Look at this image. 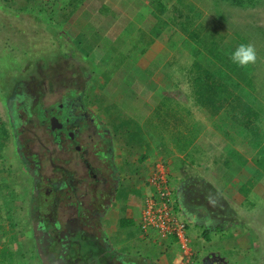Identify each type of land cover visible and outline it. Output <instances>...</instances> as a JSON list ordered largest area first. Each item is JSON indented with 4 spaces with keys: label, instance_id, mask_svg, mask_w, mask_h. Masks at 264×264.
<instances>
[{
    "label": "rangeland",
    "instance_id": "rangeland-1",
    "mask_svg": "<svg viewBox=\"0 0 264 264\" xmlns=\"http://www.w3.org/2000/svg\"><path fill=\"white\" fill-rule=\"evenodd\" d=\"M5 1L7 7L3 8L0 4V264L69 263L68 260L62 261L64 251L59 255L56 253L55 217H39L38 211L32 207L38 194H41L42 203L48 205L49 214H56L61 211L60 207H65L67 215L75 216L77 212L81 213V210L91 212L90 209L94 206L99 211L108 209L109 214H105L110 217L115 213H111L109 199L115 196L116 200L119 199L117 207L127 208L132 212L131 215L135 216L141 213L147 197L154 192V188L147 183V177L157 167L164 170L165 178L167 176L168 187L172 190L174 212L178 211L180 191H185L189 175L194 174L192 170L208 171L220 176L222 186L239 170L241 181L233 186L234 193L237 194L236 189L241 185L239 183H244V189L239 194L247 199L246 204L251 206L248 213L244 208H237L234 213H237L239 218L247 213L246 216L252 217L250 221L254 224V229L258 227L256 225L264 223L261 213L258 214V211L264 212V102L257 97L248 81L253 77L254 82H264L260 68L264 67V64L256 67L259 65L258 61L264 59V0H238L236 3L233 0H138L142 7L145 4L143 16L132 8L121 7V0H89L96 3L116 1L115 12L134 23L133 26H125L126 30L129 27L135 29L133 32L130 30L132 40H137L139 33L142 36L146 33L143 38L153 37L155 41L144 47L143 43L137 40L129 59L123 61L116 71H122L123 67H134L126 76L130 86L124 91L127 94L125 100L118 106L125 112L98 106V110L109 117L107 121L114 127L113 134L121 140L119 149L122 156H112L106 149L102 158L99 154L97 158L91 153L94 161L88 158V162L76 152L77 145L82 140L74 138L77 134L75 130L69 126L64 127L63 121L69 120L72 113L61 112L60 115H64V118H61L63 121L54 118L58 114L54 106L59 101L61 103V99L69 100L65 92L70 86L78 89L74 90L77 94L85 92L83 108L78 106L80 102L76 98H73L72 104H78L74 112L77 116L84 117L86 123L88 119L85 114L89 116V109L92 110L90 105L98 97L97 90L93 89L94 84L89 92L85 91L89 74L83 72L82 62L76 58V52L72 51V47L80 51V44L75 43L71 47L68 41L71 39L70 35L75 32L65 30L66 36L63 33L66 28L59 30L53 21L46 24L48 16L38 11H13L15 8L23 9L24 6L33 5V0H28V4L23 0ZM95 12L96 9L93 10V13ZM152 13L157 16L156 19L150 20ZM150 21L158 27L159 37L150 32ZM100 22L92 19L95 25ZM82 23L84 22L79 24ZM97 28L98 25L89 27V30L94 31ZM190 35H198L197 38L210 35L207 36L209 39L223 43L228 41L231 47L241 42L252 44L257 58L251 64V73L247 72L250 70L249 66L240 67L232 63L231 59L227 58L225 47L222 50L221 47L220 50L212 48L209 52L203 46L196 48L193 40L196 36L192 39ZM87 36H81L80 39L86 40ZM92 36L89 34L88 37L91 41ZM103 42L107 43L106 47L116 44ZM140 49L144 50L142 58L137 56ZM160 51L166 54L165 62L154 66V63L160 62H156L158 57H155ZM112 53L113 50H109V54ZM104 58L98 56L95 51H91L89 55L91 62H94L93 72L96 75H100L99 70H102L97 61H103ZM148 60L149 65L144 67ZM136 63L142 66L139 67ZM141 68L147 73L158 71L159 87L150 89L152 93L149 92L147 77L137 73ZM71 71H78V74L75 76ZM104 71L109 74L115 72L113 66L109 65ZM116 73L115 77L119 75ZM194 81L199 85H202L200 82L204 83L213 93L204 94L201 90V94H198ZM118 93L120 94V91ZM118 93L112 88L108 89L111 96ZM130 94L139 95V103L131 99ZM148 95L149 100L143 102L140 99L144 97L145 100ZM23 97L26 101L22 100ZM21 101H24V107ZM38 102L41 105L37 104ZM87 103L90 104L86 105ZM14 109L18 111L16 118L12 115ZM84 121L79 122L75 128L81 133L78 131L77 138L84 136ZM59 128L62 129L60 132ZM70 131L73 136L69 141L67 136H70ZM139 142L144 143L145 147L146 144L149 146L146 147L148 152L155 148L156 145L152 147L153 144L159 145L155 149L157 153L153 154L156 156V162L150 165L153 168L148 171V175L143 171L147 172V168L140 169V166L133 162L135 157L131 156L132 153L141 152L142 145ZM117 163L119 167L123 165L118 171L124 173V181L120 180L121 185L115 190L113 181L117 174ZM251 163L258 173L254 172L256 169ZM250 178L256 179L251 182ZM93 180L102 181V184H89ZM142 180L144 192H141L140 188ZM41 181L44 185H39ZM49 181L52 182L48 184ZM191 181L192 184L202 183L204 190L205 182L201 175ZM55 191L59 194L56 195ZM65 195L68 198L63 201ZM177 214V220L192 229L179 212ZM91 216L87 215L88 218ZM87 234L91 239L90 232ZM186 234L189 236L188 246L194 262L197 260L199 264L202 261H205V264H228L224 256L217 257L218 260L214 262H208L205 255L200 257L202 247L205 246L201 244L199 251V242L193 240L189 231H186ZM250 237L251 241L255 242L258 236L254 233ZM194 238L203 240L202 233L194 235ZM93 245L92 242L86 244L81 250L85 252V249H88L87 252L96 255L97 248ZM174 250L177 251L176 246ZM117 251L112 258L116 263L123 259V250ZM97 252L96 257L99 258L101 251ZM242 253L238 251L239 255H244L241 256V264H253L250 262L252 259L254 264H264V251L254 248L247 254ZM234 255H237L236 252H233L231 257ZM128 259L130 258L126 257V262ZM84 262L90 264L87 260Z\"/></svg>",
    "mask_w": 264,
    "mask_h": 264
},
{
    "label": "crops",
    "instance_id": "crops-1",
    "mask_svg": "<svg viewBox=\"0 0 264 264\" xmlns=\"http://www.w3.org/2000/svg\"><path fill=\"white\" fill-rule=\"evenodd\" d=\"M27 2L28 0H23ZM31 1V0H29ZM118 1V0H117ZM121 7H125L127 9L132 8V10L136 11L139 15H145L143 10L145 9V4L142 7V4L136 5L135 0H125V1H119ZM145 2V1H144ZM47 3V7H45L43 14L47 17L46 24H49L51 17L53 19V24L58 28L59 30H62L63 33L67 36V31L73 33L74 35H70L71 39H68L69 44H80L78 45V49L80 47V51L72 47V51L76 52V58L79 59V61L82 62L83 65V72H87L89 76L86 78V92L91 89L93 85V89L97 90L98 97L96 98V103H91L90 106H92V110L89 109V116L85 114V118L88 119L87 123L84 121V117L81 115L77 116V114L74 112L75 108L72 104V101L61 99L58 102V105H55L57 118L59 121H63L61 118H64V115H60L61 112H67L72 113V117H70L69 120H64L65 128L69 126L71 129L75 130L77 133L74 138L81 143L77 145L76 152L77 154L82 155V157H85V162H88L91 158V153H94V155L99 158H102L101 156L104 155L105 150L107 149V152L113 155H121L122 152L121 149H119V140L117 135L113 134L112 129L114 127H111L108 123L107 119H109L108 116H106L104 113H102L100 110H98V106H101V108H114L117 111L125 112L123 109L118 108L119 104L122 102V100H125V94L124 91H127V88L129 89V84L127 83V77L126 73L130 74V71L134 67L117 72L119 75L115 77L114 72L113 76L106 82L103 80V78H100L97 80V78L93 80L94 74H93V63L89 59V55L91 51H93L94 46H92L89 41V33H92L93 31L89 30L90 28H93V26L98 27H106V25L109 26V31L115 33L116 38H113L112 41L115 42L124 32H129L128 34L131 35V31L133 32L135 29L129 27L128 30H126L125 26L130 25L133 26L132 20L129 21L126 17H122L119 13L115 12L116 9V1L114 2H90L89 0L85 1H71V0H33V5L40 6L41 4ZM51 7H50V6ZM53 6V8H52ZM96 9V12L93 13V10ZM52 10H54V14L52 15ZM79 11V13H78ZM96 16V17H95ZM79 19V20H78ZM92 19H96L97 21H101L100 24L92 23ZM81 22H84L82 24H79ZM90 25V26H88ZM113 29V27H115ZM75 28L74 30L71 28ZM108 29V28H107ZM131 30V31H130ZM104 31V30H103ZM108 30H106L107 32ZM87 33V35H85ZM108 33V32H107ZM84 34V35H83ZM81 36H87L86 40L80 39ZM72 42V43H71ZM89 45H91V49H89ZM132 48V47H130ZM161 52V51H160ZM141 54V55H140ZM137 54V56L141 57L143 56V53ZM64 56V55H62ZM156 57V56H155ZM262 60V64H264V59ZM141 67L142 65L140 63H136ZM97 65L102 67V71L107 67L103 61L98 60ZM149 65L148 64L143 65L144 67ZM261 66V65H260ZM264 66V65H263ZM125 68V67H123ZM262 69V76L264 78V67H260ZM139 72L140 76H146L147 81L149 82V92L152 93L150 89H156L159 87L158 81H157V73L158 71H150L147 73V71L143 70L141 68ZM76 76L78 73L71 71ZM152 72V73H151ZM155 72V73H153ZM116 73V75H117ZM135 73V74H137ZM147 73V74H146ZM133 78L136 80V77L133 75ZM95 86V87H94ZM112 86V87H111ZM112 88L115 92L118 93L120 91V94H113L111 96L108 94V89ZM70 91L77 90V88H74L72 86L69 87ZM155 89V90H156ZM80 90V89H79ZM83 90V89H82ZM252 90L256 92L257 97H260L261 102H264V82L261 84L254 82L252 84ZM71 93V92H70ZM85 93V92H84ZM82 92V94H84ZM66 94V93H65ZM71 95V94H69ZM139 96V95H138ZM138 96L136 94H130L129 97L133 99L135 102H138ZM75 98V97H73ZM82 100L80 99V107H84L85 105V96L81 95ZM143 102L149 100V95L146 96L145 100L144 97L140 98ZM139 103V102H138ZM90 104V103H89ZM88 103L86 105H89ZM92 104H95L93 106ZM78 108V107H77ZM76 108V109H77ZM88 110V107H87ZM127 117H129V113L126 112ZM135 115V113H134ZM52 118V117H51ZM84 121L86 123L84 136H81L77 138L78 131L75 129L77 128V125L79 122ZM68 122V124H66ZM80 133V131H79ZM70 135L73 136V133L71 131L69 132ZM81 134V133H80ZM90 139V140H89ZM142 141V140H141ZM141 143V152L139 153H132L131 156L135 157V160L133 161L137 166H140V169H146L147 172L144 171V174L148 175V173L151 171L154 165V162H156V156H153L154 153H157L155 151L156 147H158V143H155L152 145L155 146V148L152 150V152H148L146 147L149 148V146L146 144V147L144 146V143ZM151 147V148H152ZM147 151V152H146ZM99 154V156H98ZM145 156L146 158L143 159L142 157ZM95 157V159H96ZM125 157V156H124ZM164 157V156H163ZM131 159V158H129ZM121 160V158H120ZM94 161V159H93ZM92 161V162H93ZM254 169L256 167L253 163L250 164ZM120 167H123V165ZM118 166V163L115 167L116 171V177H114V186L115 190L119 188L121 183L119 184L120 180L124 181V173L121 174V170L118 171L120 168ZM246 168L249 169V167L246 165ZM194 169V168H193ZM199 169V168H195ZM252 169V168H250ZM253 170V169H252ZM149 171V172H148ZM194 174L189 175V180L185 184V191H180L181 195L178 198V211L179 215L182 217L184 221L189 223L192 227L190 229L191 237L193 236V240H197L199 242V251H200V245L205 246L202 247L203 250L200 254V257L202 255H205V258H207L208 262H214L215 260H218L217 257H223L224 259H227L228 264H234L235 262H238V264H241V256L244 257V255H239L238 251H241L243 253H248L249 250H253L254 248L260 249L264 251V223L261 225H256L255 229L252 227L254 225L250 220L251 218L249 216H246L248 211L250 210L249 203L246 204L244 197H242L239 193L241 192L242 185L241 184L239 188H237V194L234 193L235 184L241 181L239 178V170L238 172L227 182L225 186L220 185V176H216L215 174L209 173L208 171H196L192 170ZM257 172V169L254 171ZM253 173V171H252ZM143 178L145 180L146 178ZM201 177L203 178V182H205V188L203 190L202 183H195L192 184L191 180H194L195 177ZM253 176V174H251ZM251 176V178H252ZM264 180V174L262 175ZM250 178V179H251ZM260 178V177H259ZM256 178L251 179V182L255 180ZM142 180L141 185V192H144V183ZM102 184L101 182H89V184ZM249 184V183H248ZM248 184H246V188L248 189ZM198 186V187H194ZM97 189V188H96ZM183 189V188H182ZM99 190V189H98ZM97 190V191H98ZM114 190V191H115ZM203 190V192H201ZM247 191V190H246ZM208 192H211V194H208ZM264 192V191H263ZM114 193V192H113ZM116 194V193H115ZM114 194V195H115ZM118 194V192H117ZM116 194V196H117ZM248 196L250 194L247 191ZM263 199H264V194ZM37 197V196H36ZM35 197V199H36ZM35 199L33 200L32 207L35 211L37 210V205L35 204ZM117 201L119 202V199L116 200L115 196L111 197L109 199L110 207H111V213H115L114 215H106L107 212L109 214L108 209L104 208L102 211L94 210V211H84L85 215H82L79 213V217L77 219V222L80 224V232H82L85 235H88L87 232H90L91 239L83 241L80 245V248H83L86 246V244L94 243L95 246L101 248V254L105 253V257L103 259H99L97 257H94L95 259H90L92 257H89L86 259L87 251L88 249L80 251H76V254L74 257H70L68 260L69 263L71 261H76V257L78 255H82V262L88 261V263L93 264H171L172 258L173 263L178 258L177 251L174 250L176 242H173L171 239L167 238H161L157 237L155 233H145L142 232L139 228L140 222H141V213L138 215V213L133 216L131 215V211L127 208L120 209V207H117ZM115 203V204H114ZM264 206V205H263ZM109 207V208H110ZM96 208V207H95ZM237 208H244L247 213L242 217L239 218L236 212ZM254 211L253 209H251ZM258 210H260L258 208ZM263 210V209H262ZM94 214H93V213ZM100 212V215H99ZM135 213V212H134ZM234 213V214H233ZM261 213V217L264 218V212L258 211V214ZM39 215V212H38ZM87 215H92L91 217H87ZM139 221V224H138ZM137 225V226H136ZM117 226V227H116ZM64 227V226H63ZM62 228V227H61ZM54 229V228H53ZM57 227H55V231L57 232ZM75 231L78 233V227H76ZM202 233L203 240H198L194 238V235ZM256 233L258 236L255 240V242L251 241L250 235H253ZM63 236H68V234H65L63 231ZM257 241V243H256ZM72 244V243H71ZM90 246V245H89ZM122 249L123 253H121L122 260H120L118 263L112 259L115 257V253L118 252L117 250ZM243 250V251H242ZM219 251V252H218ZM206 252L208 254L206 255ZM233 252H236L237 255H234L232 258L231 255ZM242 253V254H243ZM174 256V257H173ZM253 255L251 254V257ZM126 257H129L128 262H126ZM254 264V260H250ZM172 263V264H173ZM85 264V262H83ZM196 264H199L196 260ZM200 264H205V261H202ZM237 264V263H235Z\"/></svg>",
    "mask_w": 264,
    "mask_h": 264
},
{
    "label": "trees",
    "instance_id": "trees-1",
    "mask_svg": "<svg viewBox=\"0 0 264 264\" xmlns=\"http://www.w3.org/2000/svg\"><path fill=\"white\" fill-rule=\"evenodd\" d=\"M55 1H57V0H55ZM71 1H75V0H71ZM76 1H80L81 2V0H76ZM136 2V5H138L139 3H138V0H135ZM233 1H235L234 3H236V1H238V0H233ZM28 2L29 1H27V4H28ZM0 4L3 6V8L4 7H7V2L5 1V0H1L0 1ZM2 6H0V7H2ZM48 5H47V3H45V4H41L40 6H36V5H27V6H24L23 7V9H17V8H15V9H13V11H17V10H24V9H26V10H35V11H38V13H43V11H44V9H45V7H47ZM50 6V5H49ZM9 7V6H8ZM51 7V6H50ZM52 8H53V6H52ZM54 14V10H52V15ZM157 15L155 14V13H152L151 14V16H150V20L152 19H156L155 17H156ZM158 18V17H157ZM50 21H53V19H52V17H51V19H50ZM108 28V29H107ZM114 28H116V26L115 27H113V29ZM149 29H150V32L152 33V34H154L156 37H159L160 36V34H159V29H158V27H156L154 24H152V22L150 21V23H149V27H148ZM104 30V31H103ZM106 30H108L107 32H106ZM139 32H141V31H139ZM106 33V34H105ZM89 34H91V35H93L92 36V41H89L90 43H92L91 45L92 46H94V49H93V51H95V53L98 55V56H103V57H105L104 59H103V63H105L106 64V66L107 65H109V66H113V68H114V70L115 71H117V69L118 68H120L121 67V65L120 64H122V63H124L123 61H125L126 59L128 60L129 59V57L131 56V52H132V50H133V46L134 47H136V41L137 40H140L142 43H143V46L144 47H148L151 43H153L155 40L153 39V37L150 39V38H148V39H145V38H143V36L144 37H146V33H144L143 34V36H142V34H140L139 33V35H138V38H137V40H135V41H133L132 40V38H131V36L127 33V32H124V34H122L115 42H116V44H110L109 45V47H106L107 45V43H105L104 44V42L103 41H109V42H113L112 41V39L113 38H111V36H115V33H113V32H110L109 31V26L108 25H106V27H104V26H102V27H98L97 29H94V31L92 32V33H89ZM103 37V39L102 40H98V39H100L99 37ZM191 37H192V39H193V37H195L196 36V39H193V40H195V45H196V48H198V47H200V46H203L205 49L207 48V50H208V52L209 51H211L212 50V48L213 49H218L219 48V50H220V47H221V50H222V48L223 47H225V50H227V58H229V59H231L230 58V56H231V52L235 49V47L237 46V45H235V46H233V47H231L229 44H228V41L226 42V43H223V41H216V39H213V38H211V39H209L207 36H210V35H201V38H197L198 37V35H190ZM140 37V38H139ZM207 38H208V40H207ZM230 44L232 43V41L231 42H229ZM239 44V43H238ZM211 45V46H210ZM111 46V47H110ZM130 47H132L131 49H130ZM110 48V49H109ZM209 48V49H208ZM113 50V53L110 55L109 54V50ZM222 52V51H221ZM140 53H144V50L142 49H140ZM158 57V59H160V60H158V59H156V62H158V61H160V62H158V63H154V66H155V64H161V62H163L164 60H165V57H166V54H164V52L162 53H159V54H157L156 55V58ZM165 62V61H164ZM112 64V65H111ZM258 64L259 65H257L256 67H258V66H260L261 64H262V60L260 59L259 61H258ZM158 65V66H159ZM249 67H250V70H248L247 72L248 73H251V70H252V67L253 66H251V64L250 65H248ZM125 69H127L126 71H128L129 70V68H124L123 70H125ZM122 70V71H123ZM99 72H100V75H96L94 72H93V74H94V77H93V80L92 81H94L96 78H98L99 76H100V78H103V80H105L106 82L113 76V74L114 73H112V74H109V73H104L102 70H99ZM188 72V71H187ZM126 76H128V73H126ZM246 76H248L247 75V73H246ZM251 84H253L254 83V78L252 77L251 79L249 78V80H248ZM202 85H199L197 82H195L194 81V86H196V89H197V93L198 94H201V90L203 91V93L204 94H209V93H213L211 90H210V88L207 86V85H204V83H202V82H200ZM71 92V93H70ZM68 96H69V100L70 101H74V99H73V97H75L77 100H82V98H81V95H83L82 94V92H80V93H75L74 91L72 92V91H70L69 89L68 90H66V92H65ZM69 94H71V95H69ZM26 97V96H25ZM25 97H23V99L22 100H24V101H26L25 100ZM202 98H204L203 96H201ZM24 101H21V103H22V107H24ZM80 102V101H79ZM81 103V102H80ZM80 103H79V105L78 104H76V103H73V106H74V108H75V106H81L80 105ZM37 104H39V105H41V103H37ZM56 104V103H55ZM82 104V103H81ZM19 105V104H18ZM57 105H58V103H57ZM17 107V106H16ZM51 107H53V104H51ZM78 107V108H79ZM54 110L56 111V108H55V106H54ZM15 111V112H14ZM14 111H13V117H15L16 118V116L15 115H17L18 116V114H17V109H14ZM56 113V112H55ZM31 115V114H30ZM29 116V115H28ZM50 116H52V115H50ZM50 118V117H49ZM46 120H48V119H46ZM48 127L51 129V126L50 125H48ZM69 134V133H68ZM72 135H70V136H67V140H69L70 141V137H71ZM264 161V160H263ZM264 165V164H263ZM256 173H258V171L256 172ZM40 185H44V183H42V181H41V183H40ZM172 195V194H171ZM40 198H41V194H40ZM173 198H172V196H170V202L168 203V206H169V208H171L172 209V211L174 212V210H173ZM47 204H44V203H42V205L39 207V210H40V212H47V213H44V214H49V212H48V210H47ZM176 206V205H175ZM177 207V206H176ZM177 212H179V211H177ZM177 212H174V214L175 215H178L177 214ZM42 215L43 214H39V217H42ZM44 217V216H43ZM182 223H184V222H182ZM184 225H185V228L187 229V225H186V223H184ZM168 239H171L173 242H175L176 241V239H175V236H168Z\"/></svg>",
    "mask_w": 264,
    "mask_h": 264
},
{
    "label": "built area",
    "instance_id": "built-area-1",
    "mask_svg": "<svg viewBox=\"0 0 264 264\" xmlns=\"http://www.w3.org/2000/svg\"><path fill=\"white\" fill-rule=\"evenodd\" d=\"M147 183L154 188V192L147 197L141 210L140 230L145 233H156L155 235L161 238L175 236L180 254L174 264H195L188 246L187 229L168 206L172 190L168 187L164 170L157 167L148 176Z\"/></svg>",
    "mask_w": 264,
    "mask_h": 264
},
{
    "label": "flooded vegetation",
    "instance_id": "flooded-vegetation-1",
    "mask_svg": "<svg viewBox=\"0 0 264 264\" xmlns=\"http://www.w3.org/2000/svg\"><path fill=\"white\" fill-rule=\"evenodd\" d=\"M61 130L62 129L59 128V132ZM50 179H51V177L49 178V180ZM95 180H93V182H95ZM51 182L52 181H49L48 184L51 183ZM40 183H39V185H40ZM55 193H56V195L59 194L56 191H55ZM66 195H68V193ZM66 195L64 196L63 201H65L68 198ZM41 200H42V198H40V194H38L37 197H36V199H35V204L37 205V210H38L39 214H43L42 215V217L44 216L43 218H46V217L54 218L55 217V220L54 221L56 222V225H57L56 227L59 230H57V243H55L54 246H55L57 255H59L62 251L65 252L63 254V256L64 255L65 256L62 257V261L67 262V260H69L70 257H74V255L76 254V251H80V249H81L80 248L81 243L83 241H86V240L89 239L85 234H83L82 232H80V228H79V225L80 224L77 222V219L79 217L78 216L79 213L76 211L77 214L75 216L74 215H71V214L70 215H67L66 214V208L65 207H60L61 211L58 212V213H56V214L55 213L54 214L53 213L52 214H44V213H47V212H40V210H39V207L42 205V201ZM90 210L94 211L95 210V207L93 206ZM81 212H82L81 213L82 215H85V213H84L83 210H81ZM99 215H100V212H99ZM76 227H78V233H77V231H75ZM62 231L65 234H68V236H66V237L63 236V238H62V234H61ZM52 237H53V235L51 234V238ZM55 239H56V237H55ZM93 246L97 248V251L98 250H100V251L102 250L101 248H99V247H97L95 245H93ZM97 251H96V255L98 253ZM69 253H70V255H69ZM96 255L93 252H88L86 256H87V258L92 257L90 259H95L94 257H96ZM98 257L101 258V259H103L105 257V253L104 254H100V256H98ZM82 258H83L82 255H78L76 257V261H71L70 263H67V264H83L84 261L82 262Z\"/></svg>",
    "mask_w": 264,
    "mask_h": 264
},
{
    "label": "clouds",
    "instance_id": "clouds-1",
    "mask_svg": "<svg viewBox=\"0 0 264 264\" xmlns=\"http://www.w3.org/2000/svg\"><path fill=\"white\" fill-rule=\"evenodd\" d=\"M256 58H257L256 50H255L254 46L252 44H250V43L241 42L231 52V61H232V63H234V64H236V65H238L240 67H246V66L254 63L256 61ZM187 231L190 232V229L187 228ZM187 237H189V236H187ZM167 239H168V237H167ZM175 246L177 248V255L179 256L180 251H179V247H178L177 242H176ZM190 251H191V249H190ZM194 263L196 264V261Z\"/></svg>",
    "mask_w": 264,
    "mask_h": 264
}]
</instances>
